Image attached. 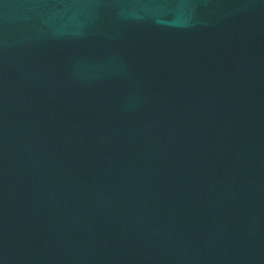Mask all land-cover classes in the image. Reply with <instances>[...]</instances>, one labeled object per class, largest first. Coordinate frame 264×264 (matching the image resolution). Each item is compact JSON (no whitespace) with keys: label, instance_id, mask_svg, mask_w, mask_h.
<instances>
[{"label":"water","instance_id":"water-1","mask_svg":"<svg viewBox=\"0 0 264 264\" xmlns=\"http://www.w3.org/2000/svg\"><path fill=\"white\" fill-rule=\"evenodd\" d=\"M0 264H264V0H0Z\"/></svg>","mask_w":264,"mask_h":264}]
</instances>
